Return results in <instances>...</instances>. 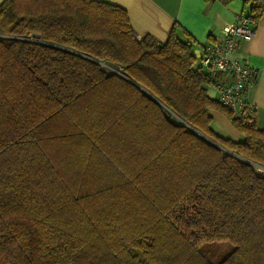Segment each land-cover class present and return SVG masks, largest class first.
I'll list each match as a JSON object with an SVG mask.
<instances>
[{"label":"trees","instance_id":"obj_1","mask_svg":"<svg viewBox=\"0 0 264 264\" xmlns=\"http://www.w3.org/2000/svg\"><path fill=\"white\" fill-rule=\"evenodd\" d=\"M197 59L107 1L0 2V264H264V129Z\"/></svg>","mask_w":264,"mask_h":264},{"label":"crops","instance_id":"obj_2","mask_svg":"<svg viewBox=\"0 0 264 264\" xmlns=\"http://www.w3.org/2000/svg\"><path fill=\"white\" fill-rule=\"evenodd\" d=\"M2 0H0L1 2ZM125 9L130 24L138 39L150 35L159 42H165L172 30L176 36L189 41L194 54L202 52L203 45L222 36L225 25L233 23L240 12L247 13L243 0H232L227 4L206 0H102ZM255 35L241 41L233 56L244 57L255 68L257 74L249 99L256 106L255 122L264 129V13L253 23ZM214 88L206 84V93L212 97ZM216 93V92H215ZM211 129L222 137L232 140L241 138L222 112L210 109Z\"/></svg>","mask_w":264,"mask_h":264},{"label":"built area","instance_id":"obj_3","mask_svg":"<svg viewBox=\"0 0 264 264\" xmlns=\"http://www.w3.org/2000/svg\"><path fill=\"white\" fill-rule=\"evenodd\" d=\"M255 28L250 17L243 12L236 15L233 23L222 29V36L203 45L196 65L208 76V85L216 92L215 99L230 111L232 116L250 124L256 118V106L249 99L254 85L256 70L244 57L233 56L241 41L250 40Z\"/></svg>","mask_w":264,"mask_h":264},{"label":"water","instance_id":"obj_4","mask_svg":"<svg viewBox=\"0 0 264 264\" xmlns=\"http://www.w3.org/2000/svg\"><path fill=\"white\" fill-rule=\"evenodd\" d=\"M35 35L38 36V34H35ZM200 54H201V53H200ZM200 54H199V55L195 54V56H196V57H199ZM170 121L173 122V123L176 124V125L181 123V120H180L177 116H175V115H171V116H170Z\"/></svg>","mask_w":264,"mask_h":264},{"label":"rangeland","instance_id":"obj_5","mask_svg":"<svg viewBox=\"0 0 264 264\" xmlns=\"http://www.w3.org/2000/svg\"><path fill=\"white\" fill-rule=\"evenodd\" d=\"M215 94H216V93L213 91V92H212V97H214ZM255 167H256V166H255ZM256 169L258 170L259 173H264V169L259 168V167H256ZM222 249L225 250V249H227V247H226V246H223Z\"/></svg>","mask_w":264,"mask_h":264}]
</instances>
